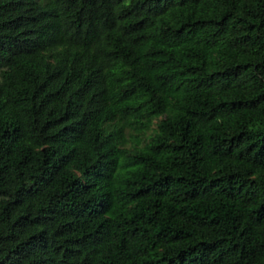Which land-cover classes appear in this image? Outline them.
<instances>
[{
	"label": "trees",
	"instance_id": "1",
	"mask_svg": "<svg viewBox=\"0 0 264 264\" xmlns=\"http://www.w3.org/2000/svg\"><path fill=\"white\" fill-rule=\"evenodd\" d=\"M0 264H264V0H0Z\"/></svg>",
	"mask_w": 264,
	"mask_h": 264
}]
</instances>
